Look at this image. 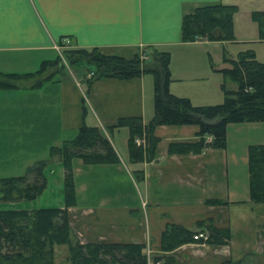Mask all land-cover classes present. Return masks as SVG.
<instances>
[{
    "label": "crops",
    "instance_id": "1",
    "mask_svg": "<svg viewBox=\"0 0 264 264\" xmlns=\"http://www.w3.org/2000/svg\"><path fill=\"white\" fill-rule=\"evenodd\" d=\"M243 1L253 5L258 0ZM215 3L233 4L240 11L239 0H0V73L26 74L45 63L39 78L51 77L37 87L33 86L36 78L27 77L13 89H0V178L22 175L37 161L58 162L57 157L49 158L51 146L59 145L60 139L69 140L65 135L77 133L83 123L98 126L112 143L119 163H82L88 170L104 168L116 182H124L128 176L136 197L129 200L123 190L112 189L104 190L97 204H78L76 196V204L68 207L67 213L71 230L81 243L142 242L157 256L165 254L159 250V240L167 224L195 229L197 221L208 219L231 230L230 204H255L248 201V186L242 179L228 175V165L234 159L227 146L205 148L198 154H168L172 142L197 141L199 128L160 125L154 131L159 137L155 157L132 163L128 135L120 146L116 139L115 132L124 127L107 130L121 117L140 116L145 123L150 120L152 116L146 118V91L153 88L150 73L130 79L98 78L86 92L85 80L94 69L84 74L81 66L67 65L60 70L53 65L61 57V48L96 47L125 58L143 51H165L170 56V92L192 102L186 90L189 84L206 78L217 88L214 74L231 67L222 60L221 65L209 68L203 60L214 42L231 41L181 39L183 15L194 7ZM195 88L208 95V89ZM207 199L227 203L207 204ZM168 254L177 264L233 260L230 240L227 244L190 242Z\"/></svg>",
    "mask_w": 264,
    "mask_h": 264
},
{
    "label": "trees",
    "instance_id": "2",
    "mask_svg": "<svg viewBox=\"0 0 264 264\" xmlns=\"http://www.w3.org/2000/svg\"><path fill=\"white\" fill-rule=\"evenodd\" d=\"M238 7L233 4L215 3L194 7L181 20V39L207 41L234 39L233 18ZM251 18L257 23L259 34L264 38V10L252 11ZM149 60L142 61L140 55L125 58L105 54L98 48H67L62 57L69 66L94 69L87 78L86 92L98 78L130 79L150 73L153 76L154 113L150 120L143 122L140 116L121 117L112 132L126 127L129 131L128 157L132 163L150 161L156 155L159 137L154 133L160 125H197L199 139L193 142H172L168 154H198L205 148L225 149L226 128L229 123L264 122V62L256 58L252 49L237 53L234 59H224L231 67L222 70L237 84L235 90L222 85L224 98L218 104L194 105L189 98L170 92L171 80L168 52L153 50ZM62 70L65 64L59 56L53 63ZM41 67L26 74L0 73V89H13L23 78L35 77L37 87L50 76L39 78L45 69ZM85 98L82 110L86 113ZM210 135L212 140L205 141ZM145 138V144H136L135 138ZM49 158L57 157L65 169L64 207L25 209H0V264H54L56 245H66L68 264H148L146 245L142 242H89L81 243L72 233L67 208L76 204L72 174V160L79 158L84 164H117L119 157L98 126L82 124L75 137L49 148ZM46 160L35 162L26 173L0 178V202L31 201L42 194L47 186L44 169ZM248 201L264 204V143L249 145L247 149ZM207 204L223 205L222 199H207ZM195 229L178 224H167L159 240L160 250L165 254L152 257L154 264H177L173 255L168 254L179 246L195 240L193 235L207 231L208 244H226L231 239L230 228L215 226L211 220L197 221ZM204 232V231H203ZM233 260L222 264H235Z\"/></svg>",
    "mask_w": 264,
    "mask_h": 264
},
{
    "label": "rangeland",
    "instance_id": "3",
    "mask_svg": "<svg viewBox=\"0 0 264 264\" xmlns=\"http://www.w3.org/2000/svg\"><path fill=\"white\" fill-rule=\"evenodd\" d=\"M240 11L235 13L233 18V35L234 39L231 42L221 43L214 42L210 51H205L204 64L207 63L208 67L221 65L224 58L234 59L238 52L245 49H252L255 52L256 58L264 62V38L259 34V28L256 22L251 18V10L255 11L264 7V0H258L249 5L239 0ZM262 5V6H261ZM252 6V7H251ZM249 12V13H248ZM235 24V30H234ZM66 48H61L62 52ZM214 54V56L212 55ZM147 54V53H146ZM149 54V53H148ZM212 56V58H210ZM223 58V59H222ZM64 60V59H63ZM62 62L67 66L65 60ZM153 78L152 74L148 76ZM219 81V87L212 86L211 80L206 79L203 82H195L189 84L186 90L193 98V104H218L223 101L224 93L222 85L226 89L235 90L237 84L228 76L219 72L215 73ZM215 78V79H216ZM202 86L208 89V95L199 93L195 87ZM85 89V86H82ZM152 87V86H151ZM150 87L146 91V118L153 114V88ZM127 128H120L115 133L118 145L125 140L128 135ZM63 135V134H62ZM75 133L66 134V139H73ZM59 145L63 142L60 139ZM264 142V122L252 123H229L226 128V146L231 152L234 161L228 165V175L231 177L241 178L242 184L248 186V173H247V149L249 145L260 144ZM121 149V147H118ZM47 156V155H45ZM46 158V157H44ZM54 158V157H53ZM57 163V164H56ZM47 164L44 174L47 178V186L36 199L31 201H18V202H0V209H25L33 210L37 208L48 207H64L65 192H64V175L65 169L58 162ZM128 163V162H127ZM88 165H84L81 159L74 158L72 160V174L73 183L75 188V198L77 196L78 204H97L101 199L104 190L121 189L129 200L136 197V193L132 194L133 181L128 178L124 182L117 180L116 182L107 170L104 168L92 166L90 170L87 169ZM102 169V170H100ZM124 175L123 173H121ZM238 179L237 181H240ZM121 182V183H119ZM246 186V187H247ZM244 188V186H243ZM248 190V189H247ZM231 208V247L233 261L235 264H264V204L243 205L236 206L230 204ZM207 231L202 230V232ZM73 233V231H72ZM74 235V233H73ZM75 236V235H74ZM206 240H201L199 243H205ZM228 242V241H227ZM226 242V244H227ZM148 264H154L152 251L149 245L145 243ZM160 248V246H159ZM160 250V249H159ZM161 251V250H160ZM162 252V251H161ZM55 260L54 264H68L67 256L68 250L66 245H56L54 247ZM165 253V252H163ZM162 255V254H160Z\"/></svg>",
    "mask_w": 264,
    "mask_h": 264
},
{
    "label": "built area",
    "instance_id": "4",
    "mask_svg": "<svg viewBox=\"0 0 264 264\" xmlns=\"http://www.w3.org/2000/svg\"><path fill=\"white\" fill-rule=\"evenodd\" d=\"M207 41L206 39H201V38H196V41ZM147 52H145V51H143L142 53H140V59L142 60V61H144V60H146V59H148V57H149V55H148V53L146 54ZM212 140V137L210 136V135H206L205 136V141L206 142H210ZM135 142H136V144H138V145H140V144H145V138H144V136H142V137H136L135 138ZM207 237H208V235H207V233H204V232H197V233H195L194 235H193V238L195 239V240H197V239H203V240H206L207 239Z\"/></svg>",
    "mask_w": 264,
    "mask_h": 264
}]
</instances>
